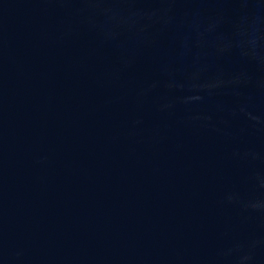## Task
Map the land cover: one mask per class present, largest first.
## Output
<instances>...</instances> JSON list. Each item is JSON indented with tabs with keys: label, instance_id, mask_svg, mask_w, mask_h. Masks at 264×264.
<instances>
[{
	"label": "water",
	"instance_id": "1",
	"mask_svg": "<svg viewBox=\"0 0 264 264\" xmlns=\"http://www.w3.org/2000/svg\"><path fill=\"white\" fill-rule=\"evenodd\" d=\"M0 264H264V0H0Z\"/></svg>",
	"mask_w": 264,
	"mask_h": 264
}]
</instances>
